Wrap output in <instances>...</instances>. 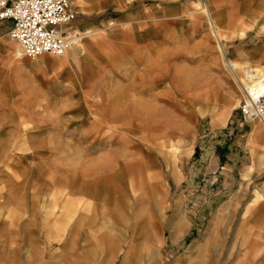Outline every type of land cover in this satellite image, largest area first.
<instances>
[{"label": "rangeland", "instance_id": "1", "mask_svg": "<svg viewBox=\"0 0 264 264\" xmlns=\"http://www.w3.org/2000/svg\"><path fill=\"white\" fill-rule=\"evenodd\" d=\"M247 1L193 0L176 22L180 28L172 24L158 43L129 51L120 49L122 44H85L87 37H81L87 32H73L77 44L65 56L29 59L15 42L13 53L5 38L0 44V264L84 259L77 252L63 255L57 242L64 221L87 211L84 198L65 204L72 176L101 177V182L109 176L112 188L95 187L97 194L111 192L125 201L111 205L110 219L96 209L99 228L111 233L101 254L110 252L103 259L109 264L182 263L198 247L203 251L189 264H264V236L250 235L254 218L245 217L264 185V150L249 141L254 120L240 109L248 97L229 69V63L264 69V57H254L264 48V36H258L264 22L249 37L230 42L204 14L208 5L238 32ZM255 5L264 8V0ZM255 19L264 21V14ZM90 33L93 40L103 36ZM77 52L79 67L73 71L61 61ZM40 60L57 70L41 72ZM9 75L20 82L9 84L19 87L12 98ZM226 108L232 110L228 118L222 116ZM213 109L214 122V113L201 114ZM37 122L41 129H35ZM210 124L225 125L210 130ZM177 146L181 151L174 154ZM164 151L170 152L168 159ZM40 178L43 191L32 205ZM221 208V225L211 238ZM180 222L187 225L173 241ZM88 228L93 246L98 240ZM101 256L89 255L88 264H100Z\"/></svg>", "mask_w": 264, "mask_h": 264}, {"label": "crops", "instance_id": "2", "mask_svg": "<svg viewBox=\"0 0 264 264\" xmlns=\"http://www.w3.org/2000/svg\"><path fill=\"white\" fill-rule=\"evenodd\" d=\"M79 0H71L73 10L76 13V19L75 21L68 27L69 31L71 33L77 32L75 35H80L85 32V36H82V40L84 37H87L84 39L85 44H122L120 49H126V50H132L141 47V44H156L160 41V39L164 36L167 28L170 25L176 26V22L180 20V17L184 15L185 13L190 11L189 9L191 7V2L193 0H81L83 1V5L75 6V2ZM245 1V0H243ZM255 2L257 0H250L247 1V3L250 4L246 8L245 13L242 14V18L240 21V30L238 32L231 31V27L229 25V22L222 21L217 18L216 13L214 12V15L218 22V31H222V38L227 39L228 41H236L235 39H243L250 36L251 29L254 28V26L259 25L261 22L264 21H258L256 22L255 17L259 15H263L264 13H261L263 11V7L260 5H255ZM245 3V2H244ZM184 6V8L182 7ZM173 6H178L180 9L174 11ZM189 7V8H188ZM255 8V12L252 11ZM188 9V10H187ZM243 12V11H242ZM241 12V13H242ZM254 13V14H253ZM79 14L81 16H79ZM78 16L80 19H77ZM252 16V17H251ZM179 18V19H178ZM248 22H247V21ZM252 20V21H251ZM245 22V23H244ZM255 23V24H254ZM180 28V24H178ZM222 28V29H219ZM10 29V23L9 22H0V44H5V38H9L8 32ZM264 29V28H262ZM261 29V30H262ZM241 30H245L246 35L245 37H240ZM90 32H98L102 33L103 36L101 39H90L91 33ZM232 32V33H230ZM259 36V35H258ZM263 37V36H259ZM80 38V39H81ZM9 43L8 46H12V52L14 53V44ZM8 43V42H7ZM7 46V44H6ZM222 48L224 49V45L222 44ZM88 49L91 50L92 48L88 45ZM83 52L86 51L85 45L82 46ZM79 51V50H78ZM81 51V50H80ZM225 52V51H224ZM49 54V53H46ZM68 54V53H67ZM76 54V55H75ZM71 54L69 59L66 56V60L61 61L62 64H65L68 67L73 68V71H77L79 65L78 60L81 57L80 52ZM52 55V54H51ZM56 56V55H54ZM254 57H264V48L262 49L259 56L257 54ZM70 63V64H69ZM36 66H39V70L43 73H49L52 71L57 70L55 68L56 65H50L51 68H46L45 64L40 60V63ZM8 82V90L10 92V96L6 95L5 97H14L13 92L18 91L19 87L13 88L9 84L16 83L20 86V82L16 81L14 76H8L7 77ZM143 90V89H142ZM141 90V91H142ZM90 94L93 96H103L98 95L97 91L90 90ZM214 113L215 115H212V121H217V110H211L209 112L201 111V114H210ZM232 112L230 110L229 112L222 111V116L225 118L229 116V114ZM225 125V124H224ZM224 125L221 126H211L210 130H217L220 127L224 128ZM37 127L35 129H41L43 127V124L41 122H37ZM220 128V129H221ZM250 130V123H249V129ZM249 141L258 148H262L264 150V125L259 122H252V129L249 133ZM41 139V138H40ZM43 140V139H42ZM37 142V141H34ZM44 140L42 145L44 144ZM181 146H177L174 148V150H171L174 154H177L180 152ZM167 153L164 151V156L168 159ZM101 160V159H100ZM102 161V160H101ZM102 169L105 170L107 168L106 166L102 165ZM175 173L178 172L177 169L174 171ZM101 177H93L91 179H79L77 177L72 176L70 180V188H69V195L66 197V203L71 202V198H84L86 200L87 205V211L84 209L83 212L75 219H73L71 222L68 220L64 221V224L62 226L63 232H61V236L57 239V242L59 243V249L61 251H66V253H63V255H71L73 256L76 252L80 254L82 257H84L83 260L79 262V264H88L89 260H87L89 255L95 254L100 255L103 252L104 243L106 241L111 240V233L108 230H101L99 228L100 224L97 223V213L96 209L102 211V214L104 215L105 219L108 217V219L111 218V205H123L122 203H125V201H121L122 198L119 197L118 194H115L116 196L112 197L111 192L107 193H98V190L95 187L102 186L106 189L112 188L109 182V176L106 178V176L100 180ZM42 178L39 179L38 183V189L32 190V205L36 204L37 197L35 194H39L40 189L43 191L42 186ZM108 180V181H107ZM121 181V180H120ZM44 182V180H43ZM14 191V189H13ZM114 198V199H113ZM64 202V199L61 201ZM127 202V201H126ZM250 206L246 213L245 217L253 218L251 222L252 225L249 228V234L256 236V238H262L264 236V185L259 188V190H256L253 196V200L248 205ZM86 211V213H84ZM107 211V213H106ZM88 213H93V215H88ZM86 215V217H85ZM223 218L222 214V208L217 211V213L214 216L213 219V230L209 234V237L212 238V236L215 235L217 232L219 226L221 225V221ZM125 222H127V219H125ZM91 225L94 235H96V239L98 242L90 246L89 244V236H91L90 229L88 226ZM183 222H180L177 226L176 232L174 233L172 239L173 241H177L183 234L185 227ZM66 233V234H65ZM160 243V240L156 241V245ZM204 247H198L196 250L197 252L193 255H186V260L182 263L174 262L172 264H189L192 260L196 259L199 252L203 251ZM85 251V252H84ZM90 251V252H89ZM89 252V253H88ZM260 252V248L256 250L254 253V259L258 256ZM197 255V256H196ZM66 256V257H71ZM111 257L110 252L106 255H102V261L100 264H109V262L104 261L103 259ZM264 261V259H263ZM252 263V262H251ZM90 264H94L92 260H90Z\"/></svg>", "mask_w": 264, "mask_h": 264}, {"label": "built area", "instance_id": "3", "mask_svg": "<svg viewBox=\"0 0 264 264\" xmlns=\"http://www.w3.org/2000/svg\"><path fill=\"white\" fill-rule=\"evenodd\" d=\"M0 1V22L10 23L9 38L20 46L23 56L29 59L44 53L60 56L68 48L72 39L68 27L76 19L71 0ZM262 98L257 97L253 103L259 110L263 108ZM240 109L251 118L250 103L244 101Z\"/></svg>", "mask_w": 264, "mask_h": 264}, {"label": "bare ground", "instance_id": "4", "mask_svg": "<svg viewBox=\"0 0 264 264\" xmlns=\"http://www.w3.org/2000/svg\"><path fill=\"white\" fill-rule=\"evenodd\" d=\"M204 14L206 15L207 22L208 23L210 22L211 24H213L214 29L217 26V30H218L217 19L215 18L214 12L209 9L208 5H206V9H204ZM257 21L258 20H256V22ZM219 29H222V28H219ZM71 34L72 33H70L69 36H71ZM258 35L259 36H264V29L260 30L258 32ZM215 36L219 39V36H217V35H215ZM245 36H247L245 30H241L240 37L242 38V37H245ZM71 38H72L71 39V43L69 44L68 48L64 51V53L62 55H60L61 57L65 56V54L67 52H69L70 49L73 48L72 46L77 44V38L75 36L71 37ZM43 55H47V54H43ZM43 55H41V56H43ZM261 68L262 67H254V68H252L251 65L247 64V63H244V64H241V63H229V69H230L231 73L233 75H235L236 77H238L240 83L243 86L244 92L246 93V96L249 98V99L247 98L248 103H250L252 105V110H251L252 118H251V120H254V121L260 120V122H262L261 124L264 125V69H261ZM257 97H263L262 98L263 102L261 103L263 105L262 106L263 108L261 110H259V106L258 107H254V105H253V103L257 99ZM260 100H261V98H260ZM261 104H260V106H261ZM214 110H216V109H214ZM224 111L227 113V112L230 111V109L226 108Z\"/></svg>", "mask_w": 264, "mask_h": 264}]
</instances>
